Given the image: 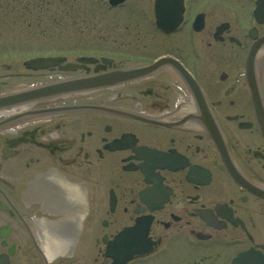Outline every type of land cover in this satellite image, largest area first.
Instances as JSON below:
<instances>
[{"label":"flooded vegetation","instance_id":"1","mask_svg":"<svg viewBox=\"0 0 264 264\" xmlns=\"http://www.w3.org/2000/svg\"><path fill=\"white\" fill-rule=\"evenodd\" d=\"M156 1L106 0L143 6L127 42L0 90L126 75L0 109V264L264 261V0H161L162 27Z\"/></svg>","mask_w":264,"mask_h":264},{"label":"rangeland","instance_id":"2","mask_svg":"<svg viewBox=\"0 0 264 264\" xmlns=\"http://www.w3.org/2000/svg\"><path fill=\"white\" fill-rule=\"evenodd\" d=\"M128 6L114 11L106 0H7L0 5V90L36 82L38 74L23 66L28 60H72L127 42L135 22H143L137 10L143 6Z\"/></svg>","mask_w":264,"mask_h":264},{"label":"water","instance_id":"3","mask_svg":"<svg viewBox=\"0 0 264 264\" xmlns=\"http://www.w3.org/2000/svg\"><path fill=\"white\" fill-rule=\"evenodd\" d=\"M124 0H109L111 6L122 3ZM160 3L161 0L156 1L155 5V17L157 26H163L160 16ZM65 62L63 58H36L26 61L23 66L26 70L36 72V71H46L52 70L59 67L58 70L61 72L72 71V65H65L61 67L60 65ZM96 61L90 58H80L77 59L79 64H94ZM126 75H111L106 77H94L90 79H78L73 81H67L63 83L51 84L45 87H39L36 89H30L27 91L5 95L0 97V109L10 108L15 106L24 105L27 103H32L37 100H41L48 97H55L63 94L76 93L80 91H87L95 88H101L111 83L117 81H122L125 79ZM253 260V255L251 252L240 255L232 264H241L243 262H255ZM258 264H264V261H260Z\"/></svg>","mask_w":264,"mask_h":264},{"label":"trees","instance_id":"4","mask_svg":"<svg viewBox=\"0 0 264 264\" xmlns=\"http://www.w3.org/2000/svg\"><path fill=\"white\" fill-rule=\"evenodd\" d=\"M7 2V0H0V3L3 5L4 3H6ZM0 4V5H1ZM27 7V6H26Z\"/></svg>","mask_w":264,"mask_h":264}]
</instances>
